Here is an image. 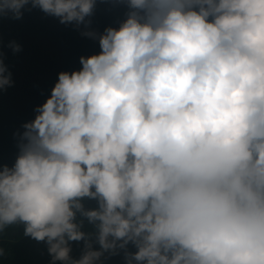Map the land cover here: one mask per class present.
Returning <instances> with one entry per match:
<instances>
[{
    "label": "clouds",
    "instance_id": "obj_1",
    "mask_svg": "<svg viewBox=\"0 0 264 264\" xmlns=\"http://www.w3.org/2000/svg\"><path fill=\"white\" fill-rule=\"evenodd\" d=\"M127 3L0 167V232L23 224L68 261L79 213L102 251L72 264L129 244L128 264H264V0ZM29 6L80 25L95 0H0V18Z\"/></svg>",
    "mask_w": 264,
    "mask_h": 264
},
{
    "label": "trees",
    "instance_id": "obj_2",
    "mask_svg": "<svg viewBox=\"0 0 264 264\" xmlns=\"http://www.w3.org/2000/svg\"><path fill=\"white\" fill-rule=\"evenodd\" d=\"M29 8L20 19L11 14L0 18V58L12 80L11 86L0 90V167L15 164L27 142L24 125L35 119L36 109L50 98L58 74L79 71L81 57L99 54V36L108 27L118 29L131 11L127 0H95L92 14L77 25L62 24L38 7ZM17 45L20 50L14 51ZM82 203L86 210L98 208L94 199L84 198ZM75 222L86 237L68 242V261H54L48 243L25 235L24 225L17 223L0 232V264H72L90 251H102L96 226L79 213ZM136 251L129 244L126 249L103 252L93 264H128L126 253Z\"/></svg>",
    "mask_w": 264,
    "mask_h": 264
}]
</instances>
